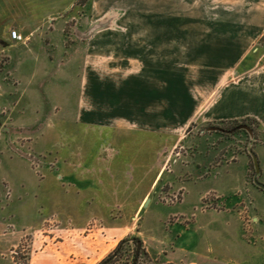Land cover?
Segmentation results:
<instances>
[{
  "label": "rangeland",
  "instance_id": "obj_1",
  "mask_svg": "<svg viewBox=\"0 0 264 264\" xmlns=\"http://www.w3.org/2000/svg\"><path fill=\"white\" fill-rule=\"evenodd\" d=\"M246 1L66 0L59 9L37 11L35 24L41 27L37 33L50 35L44 41H36L38 36L33 42L26 40L23 46L31 53L49 56L54 62L52 71L45 77L34 71L28 80L13 74L6 56L9 52L0 57V248L4 247L0 264H33L41 255H56L59 264H100L125 239L129 241L122 246V254L109 264H131L132 260L166 264L162 259L186 261L193 253L200 264H225L222 256L239 262L253 255L264 262V250L254 252L252 240V218L257 217L259 224L264 221V215L257 213L253 191L264 196V190L254 183L257 172L248 151L251 148L257 156L260 173L256 180L264 185V126L247 112L233 120L199 118L211 102L217 109L222 103L225 113L230 109L242 114L250 106L253 80L264 79V25L228 22L238 13H242L238 17L256 13L254 5ZM156 53L165 62L179 64L181 85L185 72L198 77L206 71L212 80L210 93L198 94L201 105L195 124L181 133L185 140L172 150L168 147L171 140L165 139V153L160 156L169 160L167 172L151 189L160 162L156 160L159 155L150 152V144L146 170L136 171L134 165L113 170L115 163L128 156L115 149L126 145L124 139L107 132L98 135L91 127L78 124L75 104L87 56L126 64L129 59L151 58ZM54 87L67 89V105L54 106L43 97L46 88ZM241 125L249 126L251 135L238 129ZM213 129L242 136L243 157L248 160L247 186L226 198L205 195L194 217L170 218L173 209L162 205L159 197L168 191L166 182L185 178V174L180 170L177 174L175 169L172 176L168 171L174 160L187 162L195 139ZM237 137L225 149L230 151L228 169L239 171L243 162ZM147 190L151 194L142 208L150 201L141 219L147 233L165 222L162 259L149 256L137 233L141 223V210H137ZM165 198L168 204L177 203L181 192ZM208 210H229L235 215ZM129 228L133 234L120 241L114 235Z\"/></svg>",
  "mask_w": 264,
  "mask_h": 264
},
{
  "label": "crops",
  "instance_id": "obj_2",
  "mask_svg": "<svg viewBox=\"0 0 264 264\" xmlns=\"http://www.w3.org/2000/svg\"><path fill=\"white\" fill-rule=\"evenodd\" d=\"M64 1L66 0H0V57L3 56L2 54L5 51L10 53L6 56L9 58L13 74L23 78L28 77L29 80L34 71L36 73L40 71L44 77L52 71L54 62L48 60L49 56L43 52L31 53L26 51L25 46H23L24 43H15L10 39L9 31L14 29L20 34H24L25 41L33 42L36 36H38L36 41L46 40V37L50 35L48 32L37 33L41 28L35 24L37 23V11L59 9L64 6ZM232 1L235 2L236 0ZM246 2L254 5L252 9H256V13L249 15V17H238L242 15V13H238L237 18H230L228 22L240 26L246 22V25H264V0H247ZM21 10L23 13L20 12ZM24 11L27 12L24 13ZM244 20L246 22H243ZM43 25L40 24L39 26ZM152 56L145 59H129L126 64H112L109 59L105 63L98 56H87L84 60L83 73L75 104V118L78 124L91 127L94 131H97L98 135L107 132L110 137L114 135L113 137L124 139L126 145L123 148L116 146L115 149L128 156H124L122 161L118 162L119 164L115 163L113 170L120 169L123 165L128 167L134 165L133 168L136 171L146 170V154L151 150L152 154L159 155L156 160L160 164L156 176L151 182V189L156 183H159L165 172H167L169 160L163 161L162 156H160L165 153V139L171 140V145L168 147L172 150L176 149L177 145L185 140L181 133L193 125L201 105L198 94L204 92L206 95L207 91H209V94L212 80L211 74L206 73V71L199 73L198 77H192L191 74L185 72V81L181 85L178 75L179 64L165 62L162 55L157 53ZM57 71L61 72L58 68ZM197 73L195 71V74ZM192 78L194 81H192L191 86L189 82ZM46 89L48 93L43 97L45 96V99H48L51 105L65 106L68 104L69 97L66 88ZM220 102H222V99L219 100ZM220 106H222V103H220L218 109L214 102L205 105L204 114L200 115L199 118L204 121H225L245 116V112H247L264 126V79L258 77L253 80L250 90V106L243 108L242 114L232 113L230 109V113H225L223 112L225 109ZM218 110H220V113H217ZM235 137L237 136L213 130V132H208L204 136L195 139L194 144L190 147L191 154L187 162L174 160V167H171L168 172H171L173 176L176 175L175 169L178 170L177 174L180 170L183 172L182 174H185V178L166 182L165 186L168 187V191H164L166 193L162 192L164 195L159 197L162 205L173 209L171 212L175 214L169 216L170 218L187 217V214L194 217L195 213L199 211L198 204H201L202 198L209 193L216 194L218 198H226L245 189L247 186L245 174L248 169V160L243 157L244 142L240 135L237 137L239 141L236 148L241 155L242 168L239 171L228 169L230 164H228L227 159L230 151L225 149V144ZM210 141H215L217 144L214 145L213 143L211 145ZM148 144H150V150L147 149ZM246 152L248 153L247 149ZM133 155L135 156L133 157ZM151 164L153 165L155 162ZM181 166H185L187 169L183 171ZM135 176H137V173H135ZM178 192H181V198L177 203L168 204L165 202L166 195L171 196ZM150 194V190H147L141 199L142 203L137 210V213L141 210L140 219L147 206L146 204L142 208L143 202ZM253 195L258 200L257 202L254 199L257 204V213L259 217H262L264 215V196L259 195L257 191H253ZM237 199L241 202V195ZM259 202H262L263 205H259ZM208 211L215 214L235 215V212L229 210ZM252 219L254 225L252 231L254 238L252 237V240L255 241V245H253L254 252L264 250V221L259 224L257 217L254 216ZM164 224L165 222L162 221L159 229L155 227V231H148L147 233L141 219L138 226L140 229L137 233L141 236L144 248L149 256L153 254L162 259L161 245L165 234L164 228H166ZM150 226L153 228L152 224ZM114 233V235L120 237L119 241L129 233L133 234L130 228L124 233ZM0 249L3 250L4 247L2 246ZM254 256L239 262L227 260V256H222L221 259L226 260L225 264H264L260 258ZM197 257V254L193 253L191 257L186 258V261L171 258L162 260L166 264H200L196 259ZM59 259L56 255H41L33 261V264H59ZM203 262H205L204 259Z\"/></svg>",
  "mask_w": 264,
  "mask_h": 264
},
{
  "label": "water",
  "instance_id": "obj_3",
  "mask_svg": "<svg viewBox=\"0 0 264 264\" xmlns=\"http://www.w3.org/2000/svg\"><path fill=\"white\" fill-rule=\"evenodd\" d=\"M238 129H243V130H245L246 132H248L250 135H251V133H252V130H251L250 127L247 126V125H241V126L238 127ZM213 130H216V129H213ZM248 151H249V153H250V155H251V157H252V160H253V163H254V165H255L256 172H257V173L255 174V176H254V183H256V185H257L259 188H261V189L264 190V185L261 184V183H258L257 180H256L258 174L260 173L259 163H258L257 156H256V154L251 150V148H249ZM147 202H148V201H147ZM147 202H146V204H147Z\"/></svg>",
  "mask_w": 264,
  "mask_h": 264
},
{
  "label": "trees",
  "instance_id": "obj_4",
  "mask_svg": "<svg viewBox=\"0 0 264 264\" xmlns=\"http://www.w3.org/2000/svg\"><path fill=\"white\" fill-rule=\"evenodd\" d=\"M262 40L264 41V35L261 38V41ZM128 241H129V239H125V240L121 241L120 244L116 247V249L105 260H103L100 264H109V262L111 261V259L113 257H119L122 254L121 253L122 246L124 245V243H127ZM132 241L135 242V239L132 238ZM139 243L140 242L137 241V244H139ZM134 251H136V249H134ZM130 263L131 264H137V261L132 260V261H130Z\"/></svg>",
  "mask_w": 264,
  "mask_h": 264
},
{
  "label": "built area",
  "instance_id": "obj_5",
  "mask_svg": "<svg viewBox=\"0 0 264 264\" xmlns=\"http://www.w3.org/2000/svg\"><path fill=\"white\" fill-rule=\"evenodd\" d=\"M9 37L15 43H25V38L17 30L14 29L10 30Z\"/></svg>",
  "mask_w": 264,
  "mask_h": 264
}]
</instances>
